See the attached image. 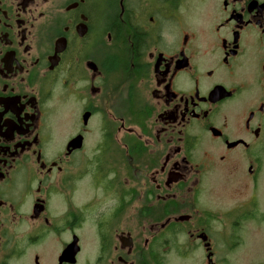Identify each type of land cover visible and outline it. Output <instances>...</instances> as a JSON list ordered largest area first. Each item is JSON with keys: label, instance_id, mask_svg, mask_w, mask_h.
Masks as SVG:
<instances>
[{"label": "flooded vegetation", "instance_id": "flooded-vegetation-1", "mask_svg": "<svg viewBox=\"0 0 264 264\" xmlns=\"http://www.w3.org/2000/svg\"><path fill=\"white\" fill-rule=\"evenodd\" d=\"M0 264H264V0H0Z\"/></svg>", "mask_w": 264, "mask_h": 264}]
</instances>
